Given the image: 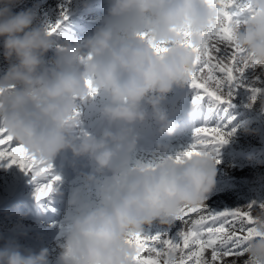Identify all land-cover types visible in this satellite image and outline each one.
Masks as SVG:
<instances>
[{"label": "clouds", "instance_id": "9594fccd", "mask_svg": "<svg viewBox=\"0 0 264 264\" xmlns=\"http://www.w3.org/2000/svg\"><path fill=\"white\" fill-rule=\"evenodd\" d=\"M20 2L0 0L2 55L9 65L0 76V128L36 161L51 165L52 173L63 151L95 166L85 179L97 186L98 202L89 203L79 190L69 197L72 212L56 264H135L137 248L128 242L134 234L154 221L171 225L184 207L204 205L215 187L213 150L179 160L164 156L155 165L133 161L132 154L140 139L135 126L149 119L144 105L161 134H175L179 124L161 104L174 87L190 86L197 52L216 28L218 6L207 0H107L91 35L58 43L52 25L33 26L30 9L13 12ZM247 2L251 11L232 25L234 42L242 63L261 69L264 0ZM50 50L54 56L46 60ZM260 105L264 110V98ZM86 108L103 124L98 134L83 128ZM256 216L264 220V212ZM256 228L259 235L245 242L246 258L232 264H264V222ZM0 264H50L49 251L22 252L10 242L0 248Z\"/></svg>", "mask_w": 264, "mask_h": 264}, {"label": "rangeland", "instance_id": "374dc122", "mask_svg": "<svg viewBox=\"0 0 264 264\" xmlns=\"http://www.w3.org/2000/svg\"><path fill=\"white\" fill-rule=\"evenodd\" d=\"M107 6V0H21L13 12L30 9L34 16L33 26L36 27L54 25L62 18V12L65 13L67 19L58 29L61 35H56L57 42L63 43L67 37L82 39L91 35L99 18L106 13ZM2 52L0 38V76L9 66ZM53 56L54 50H50L45 59ZM261 71L259 68L254 72L247 70L243 86L234 92L232 106L221 105L219 112H214L210 117L211 127L222 126L230 117L226 131L235 130L227 137V143L214 146L216 183L204 202L212 211L247 210V205L264 204V110L260 105V99L264 98V72ZM253 86L262 89L255 101L252 100ZM194 95L196 91L189 85L176 86L162 102L161 107L168 117L179 124L171 137L159 132V125L151 118V107L144 105L149 119L135 126L140 139L132 154L133 161L155 165L164 156L176 157L194 142V129L202 126L208 116V102L194 106ZM226 107L227 116L223 111ZM82 119L84 130L93 134H98L103 126L89 108L85 109ZM157 144L163 146L162 151L157 152ZM53 165L52 174H58L61 179L48 197L37 200V184L31 174H26L17 165L8 166L7 161L0 162V248L10 242L18 244L22 252L38 253L42 248H47L50 264L57 262L67 217L72 212L67 207L69 197L79 190L89 203L98 202L97 186L85 179L86 175L95 174L94 163L87 157L77 158L71 151H63L55 158ZM259 211L255 207L252 215L256 216ZM180 227L177 220L171 225L154 221L150 226L145 225L141 234L146 237L167 234L169 238H176ZM205 255H210V252ZM245 258L242 255L238 261Z\"/></svg>", "mask_w": 264, "mask_h": 264}, {"label": "snow or ice", "instance_id": "6c2138e0", "mask_svg": "<svg viewBox=\"0 0 264 264\" xmlns=\"http://www.w3.org/2000/svg\"><path fill=\"white\" fill-rule=\"evenodd\" d=\"M209 4L218 6L216 28L206 33L208 43L197 52V61L190 77V87L196 91L192 103L200 106L207 101L208 116L205 123L194 129V142L177 154V159L203 154L207 150H215L214 146L227 143L232 132L226 131L227 123L211 127V115L218 113L221 105L231 107L234 92L243 86L247 70L256 66L242 63V50L235 44L232 25L251 11L247 0H207ZM61 19L52 25L50 31L61 35L58 29L67 15L62 12ZM264 72V66L261 67ZM258 79V77H257ZM252 100L255 101L262 89L252 87ZM227 116L228 108L223 109ZM7 161L8 166L17 165L26 174H31L36 182V199L41 200L54 191L59 177L50 171L51 165L36 161L23 146L16 144L12 137L0 128V162ZM46 181V182H44ZM258 207L264 212V204H250L244 208L212 211L205 205L184 207L176 220L180 229L176 238L156 235L151 237L136 233L128 241L137 248L135 264H232L245 254V242L256 235V225L264 222L252 211ZM174 259H169L171 253ZM210 252V255H205ZM147 253V255H144Z\"/></svg>", "mask_w": 264, "mask_h": 264}]
</instances>
